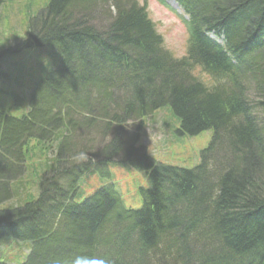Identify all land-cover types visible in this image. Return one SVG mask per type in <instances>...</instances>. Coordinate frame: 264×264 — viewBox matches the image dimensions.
Returning a JSON list of instances; mask_svg holds the SVG:
<instances>
[{
	"label": "trees",
	"instance_id": "16d2710c",
	"mask_svg": "<svg viewBox=\"0 0 264 264\" xmlns=\"http://www.w3.org/2000/svg\"><path fill=\"white\" fill-rule=\"evenodd\" d=\"M178 2L190 32L180 58L139 0H49L31 16L17 48L48 47L55 59L26 113L0 109V239L31 242L19 264H264V0ZM166 105L180 133L213 130L197 166L156 162L138 144ZM94 148L145 171L140 208L112 185L72 199L80 171L66 167L81 151L91 164Z\"/></svg>",
	"mask_w": 264,
	"mask_h": 264
},
{
	"label": "rangeland",
	"instance_id": "374dc122",
	"mask_svg": "<svg viewBox=\"0 0 264 264\" xmlns=\"http://www.w3.org/2000/svg\"><path fill=\"white\" fill-rule=\"evenodd\" d=\"M48 1L10 0L3 3L0 10V52L2 53L0 109H4L11 116L20 117L26 113L31 88L39 83L50 69L49 66L44 67L42 64L45 60L55 59L53 53L47 49L48 47L17 48L29 37L28 26L31 16L35 15V12L42 6L44 7ZM139 1L148 6L151 17L157 23L158 32L164 35L166 46L176 55H184L187 32L178 16L182 9L174 5L175 0H166L168 7L162 6L157 0ZM212 35L224 44L223 34L221 37ZM179 129H181L179 118L169 105L163 106L155 116L147 121L142 142L150 155L158 162L186 168L197 166L201 160V151L211 141L213 130L209 129L196 135H190L180 133ZM130 130L135 133L136 124L132 125ZM47 139V136L43 138L45 141ZM107 156L106 151L101 152L102 161L95 165L91 164L89 174L82 177V185L91 191L82 190L77 194L76 201H81L102 185L113 182L126 208H140L143 204V189L148 186L147 174L132 166L130 161L114 163L108 159L104 162ZM26 180L27 182L29 180L28 172ZM37 181L36 176L35 180L30 181L31 185L28 187L33 190L32 187ZM28 243L31 247L30 241L3 237L0 239V261L12 264L24 262L31 250Z\"/></svg>",
	"mask_w": 264,
	"mask_h": 264
},
{
	"label": "bare ground",
	"instance_id": "6f19581e",
	"mask_svg": "<svg viewBox=\"0 0 264 264\" xmlns=\"http://www.w3.org/2000/svg\"><path fill=\"white\" fill-rule=\"evenodd\" d=\"M214 32V31H213ZM216 33V32H215ZM217 34V33H216ZM218 36V34H217ZM222 34H220L218 37H221ZM225 38H223V42H224ZM221 45H223V43H221ZM262 49L261 46H257L256 45V49L253 50V53L257 52L258 54H260L259 50ZM229 56H232L233 57V53H230ZM248 56H243L242 60L245 61V59L247 58ZM234 58V57H233ZM240 66V65H239ZM239 66L237 67V70H239ZM60 70V67L58 68ZM58 70V71H59ZM242 98H243V95H242ZM245 99V98H244ZM244 102H246V100H243ZM248 104V102H246ZM247 109L250 111L251 109L249 107H247ZM93 156L91 157L93 161L97 162V163H100L102 161V158L101 157V149L100 148H94L93 149ZM108 156L106 159H104L103 161L107 162L108 161ZM130 160H133V159H130V158H127L125 157L124 155H119V154H116L114 156L111 155V158H110V161L114 162V163H123L124 161H130ZM136 163V162H135ZM225 163H227V159H218V164H219V167H222L225 165ZM74 167H78V171L79 172V175H78V179L77 181H80V177H84L86 175L89 174L90 172V168H91V164L87 161L85 163H81V164H78L76 163L75 165H68L66 168L68 169H75ZM80 190V188L77 189L76 193L74 194V196L72 197L73 200H76L75 198L77 197V192ZM73 191V188H71V191L69 192V195L72 193ZM109 252L111 253L112 250L109 248Z\"/></svg>",
	"mask_w": 264,
	"mask_h": 264
},
{
	"label": "clouds",
	"instance_id": "9594fccd",
	"mask_svg": "<svg viewBox=\"0 0 264 264\" xmlns=\"http://www.w3.org/2000/svg\"><path fill=\"white\" fill-rule=\"evenodd\" d=\"M201 82L204 86L211 90L215 86V81L213 78L207 74L204 75ZM75 163L81 164L88 161V154L86 152H78L72 157ZM74 264H106V262L102 259H84L82 257H77L74 261Z\"/></svg>",
	"mask_w": 264,
	"mask_h": 264
}]
</instances>
